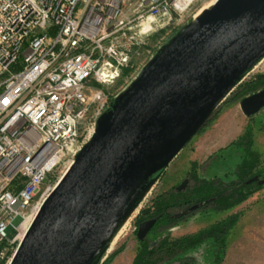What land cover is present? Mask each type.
<instances>
[{"label": "water", "instance_id": "1", "mask_svg": "<svg viewBox=\"0 0 264 264\" xmlns=\"http://www.w3.org/2000/svg\"><path fill=\"white\" fill-rule=\"evenodd\" d=\"M262 56L264 0H215L110 102L9 264H93L135 190L177 156ZM240 105L246 116L257 113L264 88ZM155 221L140 222L136 237Z\"/></svg>", "mask_w": 264, "mask_h": 264}, {"label": "built area", "instance_id": "2", "mask_svg": "<svg viewBox=\"0 0 264 264\" xmlns=\"http://www.w3.org/2000/svg\"><path fill=\"white\" fill-rule=\"evenodd\" d=\"M197 1L0 0V264L116 97L102 86Z\"/></svg>", "mask_w": 264, "mask_h": 264}, {"label": "rangeland", "instance_id": "3", "mask_svg": "<svg viewBox=\"0 0 264 264\" xmlns=\"http://www.w3.org/2000/svg\"><path fill=\"white\" fill-rule=\"evenodd\" d=\"M209 1L211 0L195 2L191 11L182 17L180 24L175 28H166L154 32L145 45L136 49L137 53L134 54L130 67L124 69L112 84L102 86L106 93L118 94L128 88L151 58L188 26L194 20L197 10ZM262 57L253 65L254 68L252 66L251 70L244 74L242 80L232 88V93L229 92L224 97L208 117L205 125L198 130L162 172L146 182L140 189H137L133 196V199L139 198V201L134 204L135 206L139 205L137 213L129 221L115 245L108 251L103 250L93 264L103 263L114 252L116 254L114 253L115 255L109 264H132L133 256L140 249L134 232L136 217L145 206H149L152 201H155L154 198L164 193L173 192V187L184 176L189 173L191 175L192 170L195 169L199 180L201 178L210 179L218 184L235 180L237 177L235 170L243 160H246L245 166L247 168L255 166L257 167L255 170L262 171L264 169V108L253 115L246 116L242 111L240 102L243 97L250 93L235 95L256 75L264 74V58ZM22 61L23 57L20 54L18 65ZM16 69L17 67H13L11 70L15 71ZM247 131L251 134L252 145L250 150L254 155L249 154L248 150H244L241 145L233 143ZM192 163H194V167ZM56 176L58 177V174ZM53 180L54 173L48 174L41 188L49 182H55ZM208 208L207 211H194L192 213L182 211V207L170 209L172 214L183 215L184 218L170 227L165 228L162 225H156L149 236L150 241H156V239L166 236L165 240L172 244L175 240H181V237L193 234L212 222L222 220L224 226H227L229 218L223 219V217L236 215L237 220L229 229L226 247H224V253L218 264H264V185L254 189L242 202L232 207L216 209L212 201ZM19 221L20 217H16L12 224L16 226ZM208 228L204 232H208ZM14 233L15 230L11 227L6 231L8 237L13 236ZM216 252V244L207 241L204 245H199L197 249L190 248L183 254L176 250L165 263L216 264L212 262Z\"/></svg>", "mask_w": 264, "mask_h": 264}, {"label": "trees", "instance_id": "4", "mask_svg": "<svg viewBox=\"0 0 264 264\" xmlns=\"http://www.w3.org/2000/svg\"><path fill=\"white\" fill-rule=\"evenodd\" d=\"M262 86H264V74H258L252 80L247 82L235 95L249 94ZM231 93L232 92H230V94ZM204 125L205 123L203 126ZM250 135V132L247 131L239 139L233 141V143L236 145H241L244 150H248L249 154L254 155V153L250 150V146L252 145ZM245 164L246 160H243V162L238 165L235 170L237 177L235 180H231L230 182H221L216 184L210 179H195V184L200 183L198 188L191 186V188L184 193L170 192L159 195L155 199L153 205L154 211L159 213L158 217H161L156 225H162L165 228L174 225L176 222L183 219L184 216H176L170 212V209L181 208L185 203L194 201L198 197H212L211 199L214 203V208L216 209L229 208L238 204L239 202H242L248 195L251 194V192H253L254 189L261 188L264 185V169L262 171L259 169L255 170V168H257L255 166H250L247 168ZM192 166H195L194 163H192ZM236 220L237 216L232 215L228 219L227 226H224V222L221 220L215 222L208 228V230L213 233L215 244L217 246V252L215 255L216 264L220 263L224 253V247H226L227 234L229 229L235 224ZM194 237L198 236H190L189 238L193 240L195 239ZM178 241L180 240L177 239L172 244L166 242L165 244L159 245V248L151 251L148 249V244H143L141 246V250H139L138 254L132 260V264H158L164 256L170 254L166 252L164 246H169L170 250V247H172V245ZM114 253L116 254V252ZM114 253L105 259L101 264H109L112 257L115 255Z\"/></svg>", "mask_w": 264, "mask_h": 264}, {"label": "flooded vegetation", "instance_id": "5", "mask_svg": "<svg viewBox=\"0 0 264 264\" xmlns=\"http://www.w3.org/2000/svg\"><path fill=\"white\" fill-rule=\"evenodd\" d=\"M263 87H261L260 89L254 91V92H251L250 94H253L261 89H263ZM249 94V95H250ZM264 107H262L261 109H263ZM162 172L159 171L158 173H156L154 177H156L158 174H160ZM199 178V177H198ZM197 178V175L195 173V169L191 171V175L190 173L187 174L186 176H184L178 183L177 185H179L182 181H184L185 179L187 180L186 181V184H185V187L181 190V191H178L176 190V186L173 187V192H180V193H184V192H187L191 186L192 187H196L198 188L200 186V183L198 184H195V182L193 183V181L195 179L199 180ZM203 179V178H201ZM209 180V179H208ZM205 184V183H203ZM208 185V184H207ZM158 196V195H157ZM157 198V197H156ZM154 198V199H156ZM212 197H198L196 200L194 201H190V202H187L185 203L183 206H182V211H187L186 213H192L194 211H207L209 210V206H211L212 204ZM154 202L155 201H152L151 204L149 206H145L142 211L139 213V215L136 217V225L134 226V232H135V237H136V231H137V228H138V225L140 222L142 221H145V220H149V219H155V223L153 224V226L149 229V231L145 234V236L142 238V239H138L136 237V240L137 242L139 243V246H140V249L141 250V246L143 244H148V249L151 251V250H155L157 248H159V245H162V244H165L167 242V240H165V237L166 236H162L160 239H156V241L154 240H151L149 239V236L152 234V232L154 231V228L158 222V220H160L161 217H158V214L159 213H156L154 211V208H153V205H154ZM182 214V213H180ZM225 218H229V216H224L223 219ZM220 221V220H219ZM215 222H212L208 225H206L205 227L199 229L198 231H196L195 233L193 234H189L190 236H198V237H194L195 239H190L189 235H187L186 237L183 236L181 237L182 239L180 241H178L177 243L173 244L172 247H170V250H169V246H164L165 247V250L167 253H170V254H167L166 256L163 257V259L159 262V263H162V264H170V263H165L167 259H169L171 257V254H173L174 252H176V250H178V253H181L183 254L184 251H187L188 249L190 248H193V249H197L199 245H204L207 241L213 244H215V240H214V237H213V233H211L210 231H206V228L210 227L212 224H214ZM189 238V239H188ZM174 243V242H173ZM173 248V250L171 251V249ZM139 250L135 253V255L133 256L132 260L134 259V257L138 254ZM171 251V252H170ZM164 262V263H163ZM212 262H215V256H213L212 258Z\"/></svg>", "mask_w": 264, "mask_h": 264}, {"label": "bare ground", "instance_id": "6", "mask_svg": "<svg viewBox=\"0 0 264 264\" xmlns=\"http://www.w3.org/2000/svg\"><path fill=\"white\" fill-rule=\"evenodd\" d=\"M215 0H211L207 3H205L204 5H202L198 10L197 12L195 13V16H194V20L197 19L201 13L208 9L213 3H214ZM264 58V57H262ZM261 62V61H260ZM254 68V66H253ZM251 70V68L249 69V71ZM248 71V72H249ZM246 72V73H248ZM245 73V74H246ZM163 170V169H162ZM54 185L56 184V182L58 181V179L54 180ZM138 189V188H137ZM137 189L135 190V192L137 191ZM135 192L133 193V196L135 194ZM133 199V198H132ZM130 201L126 211L120 216V218L118 219L117 223L115 224V226L113 227V229L111 230L110 234L108 235V237L106 238L104 244H103V247H102V250H105V251H108L112 246L115 245V243L118 241V239L120 238L121 234L124 232L125 228L127 227V225L129 224V221L132 219V217L135 216V214L137 213L138 211V208H139V205L137 204L136 206L134 205L136 202L139 201V198L137 199H133ZM28 221V220H27ZM27 221L23 224L22 226V230L19 234V237H22L25 233V230L27 228Z\"/></svg>", "mask_w": 264, "mask_h": 264}]
</instances>
